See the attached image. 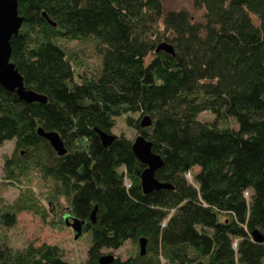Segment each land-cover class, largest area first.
<instances>
[{
	"label": "trees",
	"instance_id": "1",
	"mask_svg": "<svg viewBox=\"0 0 264 264\" xmlns=\"http://www.w3.org/2000/svg\"><path fill=\"white\" fill-rule=\"evenodd\" d=\"M192 1L200 20L163 0H17L9 60L45 101L0 85V145L23 152L5 158L6 177L36 172L65 198L85 221L84 264L125 241L135 251L106 264H264V0ZM67 41L91 42L97 64L76 61V73ZM161 42L173 53L155 51ZM123 116L151 142L168 187L142 191L133 140L102 144L99 131ZM38 127L57 132L65 153ZM21 209L45 216L26 189L0 204V227ZM0 264L74 263L56 244L12 247L0 235Z\"/></svg>",
	"mask_w": 264,
	"mask_h": 264
},
{
	"label": "rangeland",
	"instance_id": "2",
	"mask_svg": "<svg viewBox=\"0 0 264 264\" xmlns=\"http://www.w3.org/2000/svg\"><path fill=\"white\" fill-rule=\"evenodd\" d=\"M163 3L166 8L186 9L195 20L202 18V9L195 7L192 0H163ZM66 45L70 51L76 53L73 60L76 73L82 71L76 65V61H82L87 69H92L97 64L98 56L91 42L67 41ZM111 133L115 136L122 134L131 140L136 137L133 129L125 123L124 116L115 119ZM18 150L14 146V140L4 141L0 145V204H13L17 196L28 189L34 195L39 208L45 210V216L24 209L18 210L16 222L13 225H1L0 235L12 247L23 246L28 242L35 245L42 242L56 244L61 248L64 259L74 264H84L88 236L84 230H81L75 237L73 228L64 224L63 216L68 208L65 198L62 195H54L55 193L51 191L53 188L51 189L36 172L30 171L29 179L19 176L20 181H15L16 183L10 182V178L6 177L5 158H10L18 153ZM135 249L134 243L125 241L118 249L111 252L124 258ZM103 251L108 253V250Z\"/></svg>",
	"mask_w": 264,
	"mask_h": 264
},
{
	"label": "water",
	"instance_id": "3",
	"mask_svg": "<svg viewBox=\"0 0 264 264\" xmlns=\"http://www.w3.org/2000/svg\"><path fill=\"white\" fill-rule=\"evenodd\" d=\"M23 17L18 14L17 0H0V85L9 91H14L19 99L27 102L39 101L44 102L45 97L31 89L25 88L23 79L14 63L10 58L11 45L10 38L16 35L22 23ZM48 22H50L48 20ZM52 25L54 23L52 22ZM164 50L173 53V48L166 42H161L156 46L155 51ZM150 123L148 117H143L140 125H148ZM37 133L45 138L58 155L65 153L62 140L55 131H44L38 127ZM99 136L103 145H107L113 139V135L99 131ZM134 156L144 165L140 172V185L144 193L161 187H168L166 183H160L154 176V172L162 165L159 155L151 151V142L146 140L142 135H137L131 145ZM95 208L91 211L89 218L94 221ZM66 218V217H65ZM69 225L75 231V237L81 232L82 222L76 217H71ZM253 237L257 241H262L263 237L257 232H252ZM145 238L140 237L138 240L139 252L144 253ZM113 254L106 253L99 257V264H106L113 259Z\"/></svg>",
	"mask_w": 264,
	"mask_h": 264
},
{
	"label": "flooded vegetation",
	"instance_id": "4",
	"mask_svg": "<svg viewBox=\"0 0 264 264\" xmlns=\"http://www.w3.org/2000/svg\"><path fill=\"white\" fill-rule=\"evenodd\" d=\"M112 129V128H111ZM108 134H111V135H113V136H115L114 134H112V133H108ZM20 150V149H19ZM19 153H23L22 152V150H20V152ZM68 207V206H67ZM66 207V208H67ZM66 217V218H65ZM71 217H75V216H73L72 214H70L68 211H66V213H65V215L63 216V218H64V224L65 225H67V226H69V227H71L70 225H69V223L72 221L71 220ZM77 218V217H76ZM78 220H80L81 222H82V224H81V230H84V227H85V221L84 220H81V219H79V218H77ZM72 228V227H71Z\"/></svg>",
	"mask_w": 264,
	"mask_h": 264
}]
</instances>
